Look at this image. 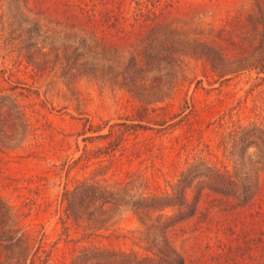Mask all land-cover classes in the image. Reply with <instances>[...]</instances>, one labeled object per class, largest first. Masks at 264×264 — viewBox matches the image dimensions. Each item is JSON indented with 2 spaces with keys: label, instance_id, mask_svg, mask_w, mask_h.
<instances>
[{
  "label": "trees",
  "instance_id": "trees-1",
  "mask_svg": "<svg viewBox=\"0 0 264 264\" xmlns=\"http://www.w3.org/2000/svg\"><path fill=\"white\" fill-rule=\"evenodd\" d=\"M42 1L0 0V7L5 5L11 20L32 40L26 55L50 53V68H58L68 82L80 75L105 78L139 102L137 122L109 124L116 126L112 138L111 130L96 135L106 138L103 146L109 150L120 146L123 135L145 128L140 120L148 108L163 107L160 103L177 88L176 71L186 55L204 60L215 80L253 72L264 81V0H253L247 12L219 25L191 31L164 13L168 1L148 0L143 8V0H135L133 19L128 20L124 0H50V21L58 29L50 27L48 46L38 43L36 21L22 12H46ZM30 61L42 70L46 60ZM186 107L184 102L169 119ZM189 110L178 119L185 136L199 128L192 125L193 118L187 119ZM27 127L17 101L1 94L0 144L20 140ZM227 137L231 168L206 160L190 162L166 191H137L126 180L85 177L64 187L59 216L63 229L72 223L86 229L87 236H104L106 224L124 209L142 225L144 242L143 252L88 242L67 264H264V130L254 123L237 124ZM38 246L20 229L0 195V264H32ZM40 261L44 264L45 259Z\"/></svg>",
  "mask_w": 264,
  "mask_h": 264
},
{
  "label": "rangeland",
  "instance_id": "rangeland-1",
  "mask_svg": "<svg viewBox=\"0 0 264 264\" xmlns=\"http://www.w3.org/2000/svg\"><path fill=\"white\" fill-rule=\"evenodd\" d=\"M163 1L169 4L164 13L189 31L219 25L253 6V0H160V4ZM135 5V0L122 4L128 20L133 19ZM139 5L149 6L148 0ZM4 6L0 7V95L17 101L28 129L20 140L0 144V195L30 242L39 245L32 264H41L42 259L44 264H67L72 253L88 242L144 251L143 227L129 210L113 215L102 230L104 236H87L86 229L72 223L63 229L61 192L77 179L126 180L137 191H166L190 162L206 160L231 168L227 134L237 124L254 123L264 130L263 80L253 72L215 80L204 60L186 55L176 71L177 88L160 103L163 107L148 108L140 120L145 128L123 135L120 146L109 150L103 146L106 138L96 135L111 130L112 138L116 126L109 124L137 122L138 100L105 78L80 75L68 82L58 68H50V53L43 57L33 51L28 57L25 50L32 48L27 46L32 40ZM43 6L49 10L22 12L36 21L38 43L48 46L50 27L58 25L50 21V0H43ZM41 59L46 60L42 70L30 63ZM184 102L187 107L169 119ZM188 110L187 119L193 118L192 125L199 128L185 136L178 119ZM161 119L165 122L157 124ZM88 124L100 128L87 129Z\"/></svg>",
  "mask_w": 264,
  "mask_h": 264
}]
</instances>
